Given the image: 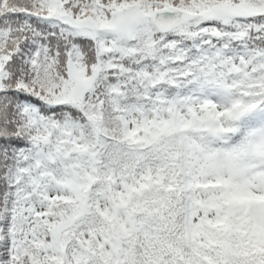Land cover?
<instances>
[{"label":"snow or ice","instance_id":"obj_1","mask_svg":"<svg viewBox=\"0 0 264 264\" xmlns=\"http://www.w3.org/2000/svg\"><path fill=\"white\" fill-rule=\"evenodd\" d=\"M0 264H264V0H0Z\"/></svg>","mask_w":264,"mask_h":264}]
</instances>
